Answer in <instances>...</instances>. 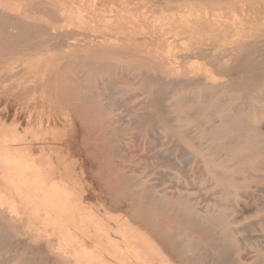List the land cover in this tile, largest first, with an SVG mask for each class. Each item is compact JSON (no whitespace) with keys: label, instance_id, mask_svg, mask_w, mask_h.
<instances>
[{"label":"bare ground","instance_id":"6f19581e","mask_svg":"<svg viewBox=\"0 0 264 264\" xmlns=\"http://www.w3.org/2000/svg\"><path fill=\"white\" fill-rule=\"evenodd\" d=\"M42 1L44 4L46 3V0ZM124 1L120 0L118 5L116 0H91L89 6L85 7V3L81 0L82 3L78 2L74 11L81 26L92 31H97L103 26L106 29L100 34L84 33L82 38L78 36L81 39L66 35L61 41L58 40V37L64 33L60 34L62 31L51 19L63 22L61 15H65L69 9L59 7L55 0H47L50 5V7L46 6L47 11L43 9L46 8L45 5L40 6L43 7L42 10L46 11L45 13L49 11L50 14L47 16L51 19L49 18L45 24L33 22L36 19L31 21L30 14L28 15L30 20L22 19L24 16H20L22 13L24 14L25 9L29 13L30 6L24 10L23 8L27 7L28 3L35 1L28 3L16 1L20 4L19 6L24 3L23 8L21 7L23 12H20L19 15L12 13L14 11L9 13L11 10L9 8L6 11L3 8L5 5L0 6V53L3 58H6L3 62L4 65L6 67L10 63L12 65L8 71L12 78L13 74H16L14 70H16L17 59L26 61L27 57L32 56L26 51L35 52L34 55H40L43 51L56 52L64 54L67 58L78 55L77 57L83 61L88 60L87 63L81 64V69L73 74L72 79L67 84L65 83L66 85L61 84L63 86L60 89L57 87L56 92L58 91L60 94L57 96V104H45L43 100L30 103L31 106L29 104L28 109L53 110L54 112L72 110L73 113L79 114L77 116L80 121L85 119L91 124V126L88 124V127H92V132L95 133L87 135L89 132L86 130V135L90 138L92 134H95L92 140L98 146H92L99 147V153L103 154L101 156L104 159L102 162L98 151H93L92 153H97L94 154L95 156L99 155L100 162L98 159L95 162L93 154L91 162L94 161V164L99 162V165L105 163L104 169H109L110 174L105 169L109 176L103 172V177L105 174L106 178H111V181H117L112 185L110 184L114 182L108 183V186L105 184L102 186L101 183V186L103 188L107 186L111 194H117L123 198L124 209L139 219V222L152 232L157 241L155 243L159 247L142 239L140 244L136 236L131 234L129 227H122L118 235H113L96 215L82 213V208L78 204L79 196L70 187L71 183L68 180L56 177L50 171L52 166L41 163L39 156L34 153L30 145L26 142L22 143L25 138L9 134L3 136L0 132V140L20 142L16 147L7 146L0 152V264H47L50 255L66 261L67 264H72L74 261L79 264H264V238L251 236L252 234L245 235L242 241L239 238L240 234L251 233L259 228L264 232V200L257 204V220L255 222L250 220L248 224L246 222V225L239 227L233 212L234 206L238 204L243 192L251 195L254 199L256 191L264 192V184L257 185L256 189L251 186L253 181L264 183V175L258 173L257 169L258 159L264 155V137L258 128V118L264 114V38L237 42L230 54L229 63L222 62L220 57L212 58L216 72L220 71L219 73L221 75L224 73V76H227L226 73H228L229 80H225L226 77L223 75L225 81L208 80V76L191 75L196 72L198 67L183 72L174 69L172 63H174L175 57L169 54L174 51V41L184 40L187 42V48L197 50L198 54L205 57L204 59L210 60L211 55L207 54L209 50L205 53L204 46L201 47L203 41L199 35H196L199 22H193L191 18L176 19L174 15L165 13L174 8H180L178 14L181 13V17H200L202 16L201 10L199 7H194L195 4L211 1L222 2V0H154L158 2L156 5L162 6L164 16L155 17L153 21H150L151 17L147 16L146 4L143 5V12H140L141 8L138 6L130 11L123 7ZM16 3H14L15 7L18 8ZM39 3L41 2L39 1ZM118 8H120L119 13H117ZM229 8H232L235 13L236 5L233 2L230 3ZM38 10L36 9L35 12ZM31 11L34 12V10ZM85 11L88 15L84 14ZM124 11L129 13L128 15L131 14L134 19L127 21L123 15ZM204 14L205 16L210 15L209 8H206ZM247 15L252 17L250 12ZM212 17L216 23H219L224 16L222 11L217 10ZM72 20L76 21V18ZM237 20L239 23L236 24L237 27L243 30L240 34L237 33L241 38H244L245 32H255L256 24L251 19H239V14L236 12L234 22ZM157 22H161V28L168 29L167 33L173 35L169 38L156 37L149 31L137 30L138 28L147 29V24L150 23L157 26ZM57 30L60 32L56 33ZM76 31L73 30L74 33ZM70 32L68 33L70 34ZM236 32L238 31H235V35ZM70 36L72 35L70 34ZM170 38L172 39L170 40ZM164 42L167 43L165 52L170 55L167 54V57L154 53L151 49L155 43L159 46ZM220 44L222 43L220 42ZM228 44L230 45V43ZM117 55H126L129 57V63L113 62L112 60ZM41 58L44 57L39 56L40 62H37L41 70L36 73L45 74L47 64ZM56 58L62 57L59 55ZM168 64H171V67L165 68ZM56 65L58 64L56 63ZM194 65L192 63V66ZM113 68H122L123 72H116V69L113 70ZM23 69L26 70L27 67ZM124 70L129 72L125 73ZM18 71L23 73L22 69ZM220 74L213 75L221 76ZM101 75L107 76L108 79L98 86L95 77ZM52 79L54 80V78H51V82ZM30 80L35 84V79L31 78ZM59 80L58 85H60ZM4 83L6 82L4 81ZM19 84L17 83V85ZM27 84L28 86L32 85ZM41 84L40 81L36 87ZM13 85L15 86V83ZM11 86L9 88L12 89L14 86ZM40 88L42 87L40 86ZM7 90L10 92L8 87ZM27 90L29 93L32 92L27 88L25 93L28 95ZM42 91L44 92L43 89ZM136 91H141L139 93L143 97L142 100L140 98L141 101L138 105L136 104L140 107L135 110L133 109L135 107L130 106L131 110L128 108L130 110L129 119L120 120V115L116 119L117 111L121 112V109L128 106L129 94ZM139 93L136 94L140 95ZM21 94H24V91ZM55 95L57 94L55 93ZM25 96L27 95L22 96V100ZM45 97L43 95V99ZM14 98L16 100V97ZM125 110L123 111L127 112ZM3 113L5 114V112ZM127 114L128 112L126 117ZM123 117L125 116L121 118ZM87 122L82 123L81 126L85 124L83 128L86 127ZM88 127L85 129L89 130ZM131 128L137 129L140 134H144L151 140L155 139L156 134L165 135L167 139H174V145L168 148L166 147L169 144L167 141L169 142L171 139L164 141L166 146L162 144L169 153L166 152L158 156L157 166L154 165L158 175L163 174L162 170L158 169L160 166L167 165L169 167L168 162L172 156L174 157V152L179 158L185 160L182 161L185 163L184 165L195 159L199 162L202 161L206 173L204 180L212 181L208 188L214 190V201H208L204 207H199L189 192L185 190L170 192L166 188L157 186L158 183L154 184L150 178H145L148 173L145 176L139 175V170L137 169L138 172L136 170L138 162H134L138 160H134V157L131 159L130 154L128 155L133 151L129 152L128 150L127 153L125 150V144L129 143L127 142L128 135L131 137ZM138 132L134 133L136 137ZM86 135L84 137L85 148L92 143L91 139L87 141ZM157 140L160 138L158 137ZM148 143L150 144V142ZM158 145L160 146L161 143ZM153 148L155 150V147ZM150 151L153 152V149L149 146V154ZM41 152H44V147H41ZM137 152V155L142 157L141 150L140 152L137 150ZM157 152H153V154L156 155ZM146 157L142 158L147 159ZM153 158L155 159L156 156ZM155 163L153 162V164ZM171 163L174 169L170 167V172L172 169L175 171L180 169L176 168L177 163L172 161ZM141 165L140 169L144 170L143 163ZM92 167L95 168V166ZM148 167H152V164ZM184 173L180 174L184 175ZM202 173L204 174V172ZM97 175L100 174L97 173ZM165 175L167 176V174ZM238 175L242 177L238 178ZM185 176L187 177L186 174ZM160 178L164 179L165 177ZM104 180L108 181L109 179ZM102 181L100 180L98 183ZM159 182L163 183V180ZM105 191L108 192V190ZM262 197L264 198V196ZM92 223L96 227L93 228ZM23 233L31 235L37 243H39L38 238L43 237L39 241L43 239L46 247H34V245L24 247L23 242L24 248H18L21 245L19 237ZM28 249L32 250L29 251L31 252L29 254H27ZM245 253L251 255L245 257ZM8 254H11L9 255L11 261L2 258ZM55 263L57 264V262Z\"/></svg>","mask_w":264,"mask_h":264},{"label":"rangeland","instance_id":"374dc122","mask_svg":"<svg viewBox=\"0 0 264 264\" xmlns=\"http://www.w3.org/2000/svg\"><path fill=\"white\" fill-rule=\"evenodd\" d=\"M16 1L19 3H21V2H27L28 3L31 1H35V2H33L34 4L28 3L27 7L23 8L24 3H22L21 6H19L20 4L16 3ZM39 1L41 3H39ZM39 1H37V0H11V1L10 0H0V4H1L0 6H4V5L7 6V7H5V6L3 7L4 9H6V11H8L7 8H9V9H11L9 11V13L14 11L12 13H15L18 15L23 12L21 7L24 10L25 8H28V6H30V8H28L29 13H27V11H26L27 9H25L26 12L24 11V14L22 13L23 15L22 14L20 15L21 17L26 16L28 18L23 17L22 19H25V20L29 19L30 20L29 16H31V21L36 19L37 21L35 20L33 22L45 24L47 21H49V18H50L47 16V15L50 16L49 11H48V13H45L47 11L46 6L50 7V5L47 3V0H46L45 4L42 0H39ZM55 1L58 3L59 7H65L67 9H69V11L65 15H61L62 16L61 19L63 20V22L62 21L56 22L54 19L52 20L50 18L52 22L57 23V25L59 26L58 29L62 31L60 34L64 33L63 35H60L58 37V40L61 41L62 39L65 38L63 36H66V35H67V37L69 36V37H73V38L75 37L76 39H81L84 36V33H86V34L87 33L100 34V33H102L103 30L106 29V27L103 26L101 28H98L97 31L96 30L92 31L89 28H84V26H81V24L79 23V21L77 19L76 14L74 13V11L76 10V4H78V2L82 3L81 0H55ZM82 1L85 3V7H88L90 2H91V0H82ZM231 2H233L234 5H236L235 13L237 12L239 14V19H242V20L243 19H248V20L251 19V21H253L256 24V26L254 27L255 32H251V31L245 32L244 38H241L238 35L241 32H243V30H240V28L237 27L236 24L238 23V20L236 22H234L235 13L232 11V8L231 9L229 8ZM5 3H8L9 5H7ZM10 3L13 6H11ZM14 3H16V6L18 4L19 7L16 8ZM116 3L119 5L120 0H116ZM157 3L158 2L154 1V0H137V1L136 0H125L123 7H125V10L127 9V10L131 11V9H134L136 6H138L141 8L140 12H143L144 11L143 5L146 4L145 6H147V7L145 8V10L148 11L147 16L151 17L149 19L150 21H153L155 19V17H160V16L163 17L164 16V14L162 13V6L156 5ZM244 3H245V5H244ZM40 6H44L46 8H43ZM194 7L200 8L202 16H200V17H197V16L181 17V15H180L181 13L178 14V12H180V8H174L172 10L166 11L167 13H165V14L166 15H174L176 19L191 18L193 22H199L196 35H199V37L203 41V44L201 47L203 48V46H204V50L206 51L205 53H207V51L209 50L207 54L211 55V58H210V60L204 59L205 57L198 54L197 50L195 51L193 49L187 48V45H186L187 42L186 41L177 40V41H174V43H173V49L175 52L172 51V53H169L172 57H175L174 58L175 60L173 59L174 63H172V65H173L172 67H174V69H176L180 72H183L184 70H189V69H193L195 67L196 68L198 67L196 69V72L191 73V75L201 74L203 76H208L209 77L208 80L217 81V82L225 81L228 79L227 78L229 76L228 73H226L227 76H224V73H222V75L224 77H226V79L224 80V77L219 73L220 71H218V73L216 72V68L214 67V64L212 62V58L214 59L215 57L216 58L220 57L222 62L229 63L230 62V59H229L230 54L233 51L237 42H240L242 40H244V41L251 40V39H255V38H259V39L264 38V0H249V1L248 0H225V1L222 0V2L211 1V2L197 3L194 5ZM39 8H41L40 10H42V8H43L46 11L42 10L41 11L42 13H41L40 10H38ZM206 8H209V10H210L209 16H205V14H204ZM36 9L38 10V12H35ZM31 10H34V12ZM217 10H219L220 12L222 11V14L224 16L223 19L221 20V22H219V23H216L212 17L214 14H216ZM117 11H118L117 13H119L120 8H118ZM243 12H244V14H243ZM249 12L252 15V17L247 15ZM84 14L88 15L87 11H85ZM128 14L129 13H127L125 11L123 13V15L126 17L127 21L134 19L131 14L130 15H128ZM33 15H35V16H33ZM75 18H76V21L72 20ZM160 23L161 22H159V23L157 22V26H154L153 23H150V24H147V29L144 30V29L138 28L137 30H139L141 32L149 31V32L153 33L156 37L163 36V37L169 38L171 35H173L172 33H167L169 31L168 29H165V28L162 29L161 28L162 23L161 24ZM65 27H67L68 29ZM71 28H72V30H71ZM66 29H67V31L69 30L68 32H70V30H71L70 34L72 36H70V34L66 31ZM235 29H238V30H235ZM59 30H57L56 33L57 32L59 33L60 32ZM73 30H77L76 33H74ZM80 31H81V33H83L82 35H81ZM235 31H238V32H236V35H235ZM73 33L75 36L73 35ZM209 35H211V36H209ZM78 36L79 37L81 36V38H79ZM44 37H47V36L44 35ZM37 38H39V37H37ZM37 38H35V39L37 40ZM171 39L172 38H170V40ZM226 40H227V43H226ZM220 42L222 44H220ZM223 42L227 46L224 45ZM228 43H230V45L231 44L232 45L230 46ZM183 45L186 47H184ZM166 46H167L166 42L160 44L159 46L157 43H155V45L153 47H151V49L154 53H158L161 56L167 57L168 53L165 52ZM206 47H208V48H206ZM219 47H221V48H219ZM228 48L229 49L231 48V49L229 50ZM26 52H27V54L32 55V56L27 57L26 61H23V59H20V60L17 59V61L15 63V66H16L15 69L16 70H14V72L16 71V74H13L14 72L11 73L14 75L13 78L8 72V71H10V69L12 67L11 63L8 65V67H6L3 63L5 61L4 59H6V58H3L2 54L0 53V55H1V57H0V86H1L0 87V132H1V134L3 136L5 134H9L10 136L18 135L21 138L22 137L25 138V140H23L22 143L26 142L27 144L30 145V147L33 149L34 153L37 156H39V160L41 163L46 164L48 166H52V169H50V171L56 177L64 179V180H68L71 183L70 187L79 196L78 204L82 208V211H83L82 213L96 215L101 220V222L110 230V232L113 235H118L120 228L129 227L131 229V234L136 236V238L139 242L142 239V240L148 241L149 243L151 242L152 244H155L157 247H159V245H157L155 243L157 241H156V238L154 237V235L152 234V232L147 227L142 225L139 222V219L132 216L129 211L124 209L125 205H123L124 203L122 202L123 198L122 197L120 198L117 194H111V192H109V188L107 186L110 184V182H114V183L110 184V185H112V184L117 183V181L116 180L111 181L110 177L106 178V176H109L110 170L105 168L106 170L109 171V174H107L106 170L104 169L105 163L104 164L102 163L104 159L101 156L103 154L99 153L100 152L99 147L96 148V146H98V145H96L92 140V137L95 134H92V136L90 138L87 136V135H90V133H95V132H92V127L91 128L88 127L89 123L85 119H81V121H82L81 122L80 118L78 119V117H79V116H77L78 113L75 114V113H73L74 111H72V110H60V111L57 110L56 112H54L53 110L41 111V110H37V109H28L30 103L32 104V103L40 102L43 100H44L45 104H51V105L57 104V102H58L57 96L60 95V94H58V91L56 92L57 87L60 89V87H62L63 85H66L68 83V81L70 79H72L73 74L81 69L80 68L81 64L87 63L88 60L83 61V59H80L77 57L78 55H76V57L72 56V57H70L72 59H70V58L65 57L64 54L56 53V52H49V51H43L41 53L42 55L41 54L40 55H34L35 52H30V51H26ZM219 52H220V54H219ZM74 54H77V53H74ZM195 54H196V56H195ZM59 55L62 58H56V57H59ZM224 55H225V57H224ZM39 56L44 57L43 59L42 58L41 59L44 60L45 62L44 61H42V62L47 64L45 67V70H46L45 74L36 73L38 70H41V68H39V64H37V62H40ZM222 56H223V58H222ZM189 57H191V58L189 59ZM54 59H56V60H54ZM64 61H65V63H64ZM112 61L113 62L117 61V62L122 63V64H127V63H129V57H127L126 55H124V56L123 55H117L116 57H114V59ZM175 61H177V62H175ZM55 62L58 65H56ZM60 62L61 63L63 62V64H61ZM53 63H55V64H53ZM192 63L195 65L192 66ZM36 64H37V66H36ZM2 66H4V67H2ZM74 66H75V69H74ZM26 67H27V69L24 70L23 68H26ZM169 67H171V64H168L165 68H169ZM207 67L210 69L212 68V70L209 69V71H208ZM17 69L18 70L22 69L23 73H19V71ZM114 69H116V72H123L122 68H119L120 70L118 68H113V70ZM204 70H206V72L207 71L208 72L205 73ZM212 71H213V73H212ZM113 72H115V71H113ZM124 72L128 73L129 71L124 70ZM60 73H62V74H60ZM65 73H67V74H65ZM56 74H58V75H56ZM210 74L212 75L211 77L209 76ZM213 74H215V75L220 74L221 76H214ZM3 75L5 77H2ZM32 75H34V76H32ZM67 75H68V77H67ZM9 76H10V79H9ZM28 77H31L32 80L35 79V84L33 82H31V80H30L31 78L29 79ZM52 77L54 78V80L52 79L54 81V83H52L53 81L51 82ZM102 77H103V75L95 77L97 79L98 86L102 85V82H104L105 80L108 79L107 76H105L106 79H103L105 77H103V78ZM219 78H221V79L223 78V80H221ZM3 79H5V80H3ZM26 80L28 81L27 83H29V84L33 83V84L31 86H28V84L26 83ZM58 80L60 81L59 82L60 85H58V83H57ZM4 81L6 83H4ZM40 81L42 82V84L40 85L42 88H40V86L36 87L37 83H39ZM14 83H15V86L13 85ZM17 83H20V84L17 85ZM24 84L27 85V88L31 89V91H32L29 93V91L27 90L28 91L27 93H29V95L25 93L26 92L25 90L27 88H25ZM61 84H63V85H61ZM11 85L15 87V88L14 87L12 88L13 90L11 88H9ZM52 86H53V88H52ZM7 87H8V89H10V92L7 90ZM29 87H31V88H29ZM18 88H19V90H18ZM37 89H38V92H37ZM42 89L44 90V92L42 91ZM11 91H13V92H11ZM15 91L18 93H16ZM23 91H24V94H21ZM39 91H41V92H39ZM139 92L141 93V91H136V92H132L129 94L131 101L129 98L128 106L121 109V112H120V110L117 111L116 119L120 116L126 117L127 112H128V114H127V117H128V115L130 113L129 111L133 107H135V108H133L134 110L138 109L140 107V106H136V104L138 105V103L143 99L142 95ZM10 93H12V94H10ZM55 93L57 95H55ZM136 93H139L140 95H138ZM19 94H21V95H19ZM131 94H133V96H135V97L132 98L133 96H131ZM134 94H136V95H134ZM23 95H27V96H25L26 98L24 97L22 100ZM38 95H39V97H38ZM43 95L46 96L45 99H43ZM14 97H16V100ZM3 98H4V100H3ZM20 98H21V100H20ZM140 98H141V100H140ZM31 104H30V106H31ZM10 105H13V106H10ZM14 106H15V108H14ZM58 106H59V104H58ZM12 109H13V111H12ZM123 110H125L127 112H124ZM3 112H5V114ZM2 113H3V115H2ZM74 115H76V116L74 117ZM118 115H120V116H118ZM262 115H264V114H262ZM262 115L258 118V128H259L261 135L264 137V116H262ZM81 117L83 118V116H81ZM121 117L119 118L120 120H127V119H129L130 116L128 118L126 117V119H125V117H123V118H121ZM83 120H84V122H87V125L84 128H83V126H85V124H83V126H81L82 123H84ZM89 126H91V124H89ZM87 127L89 128V130L85 129ZM86 130L89 132L88 134L86 133ZM130 131H131V134H130L131 137H129V135H128L127 142H129V143H128V145H127V143L125 144V150H127V153H128V150H129V152L133 151L131 153L136 152L134 154L128 153V155L130 154L131 159H133V157H134V160H138V161H134V162H138V163H136V165H137L136 170L137 169L139 170V172L137 170L139 175L141 174V175L145 176L148 173L145 176V178L146 177L150 178L154 184L157 185V183H158L157 186H160L161 188H166L170 192L177 191V190H185V191L189 192L191 194L192 198L198 203L199 207H204L206 202H208V201L209 202L214 201V197H215L214 190L213 189L209 190V188H208V185L210 186L212 181L211 180H204L206 178V173L204 171V164L202 161H200L201 162L200 163L199 160H196V159L191 160V161H189V163H186V165L189 164L186 166V165H184L185 163L182 162L185 160H183L182 158H179L178 155H176V152H174V154H175V155L173 154L174 157L172 156L171 160L168 162L169 167L167 165H165V166H160L158 168L159 170H162L164 175L162 173H161V175H158L155 172L157 170V169H155V167L157 166L156 164L158 162L157 158H158V156L163 155L166 152L169 153L167 151V148L174 145V139L170 138L171 141L168 142L167 140H170V139H167V137L165 135L156 134L155 139L151 140L149 137L147 138L144 134L143 135L140 134V132H138L137 129H132ZM136 132L139 133V134H137L138 138L135 135ZM85 135L88 138L87 141H89L91 139L90 142H92L90 144L88 143L89 145L86 148H85V146H86L85 141L86 140L84 138ZM133 135H134V137H133ZM158 137L160 138V140H157ZM139 138H142V139H139ZM148 139H149V141H148ZM146 141L150 142V144L152 143L153 145L152 144L150 145L148 142L146 143ZM157 141L159 143H161V145L166 144L165 143L166 141L169 144L167 146L164 145L167 147L166 148L163 145L159 146L158 145L159 143L157 144ZM162 142H164V143H162ZM19 143L20 142H16V143L5 142L2 139V140H0V152L5 150L7 146L16 147L17 145H19ZM92 145H96V146H94L95 148ZM131 146H132V149H131ZM140 146L142 147V149ZM149 146L151 149H153L154 153L157 151H159V152H157V154L155 155V154H153V152L150 151L151 153L149 154V152H148ZM41 147H44L43 153L41 152ZM92 147L94 148V150H92L93 149ZM136 147H137V150H139V152L141 150L140 155L143 158H145L147 156L146 157L147 159H143L142 157H139V154L137 155L138 152L136 150ZM153 147H155V150ZM88 149H90L91 152H89L90 150H88ZM96 149H98V150H96ZM93 151H96V152L98 151L99 155L101 156L100 159L102 158L101 163L103 165H99V162H100V159L98 158L99 155H96L97 156V158H96V156L94 155L96 152L92 153ZM158 153H159V155H158ZM90 154H91V156H89ZM92 154L95 156V158H94L95 162H96V159L99 160V162L97 161L98 163L94 164L95 163L94 161L91 162V160H93ZM145 154H147V155L144 157L143 155H145ZM152 154H153V156L151 157ZM154 156H156L155 159L153 158ZM263 156H261L258 159L257 169H258V173L260 172V173H263V175H264V161H263L264 157ZM148 158L150 159V161ZM171 161L178 164L176 168L177 169L180 168L179 169L180 171L179 170L178 171L173 170L174 166L173 165L171 166V164H172ZM153 162H156V163L153 164ZM142 163H143L144 170L140 169V168H142V165H141ZM150 163L152 164V167H148V166H151ZM175 163H173V164L175 165ZM154 165H156V166H154ZM183 165H184V167H183ZM92 166H95V168ZM98 166H99V168H98ZM144 166H146V167H144ZM170 167L173 168L172 169L173 172H172V170L170 172V169H169ZM181 168H182V170H181ZM187 168L190 170H188ZM148 169H149V172H150V170H152L150 172V174L148 172ZM200 169H201V171H200ZM96 170H97V173L100 175H97ZM103 172L104 173L106 172L105 174H107L106 176L104 174L105 178L103 177V174H102ZM166 172H168V173H166ZM178 172H180V173L186 172V173H184V175H183V174H180ZM202 172H204V174ZM95 174L97 177L95 176ZM101 174H102V176H101ZM165 174H167V176ZM185 174L187 175V177L185 176ZM98 176L101 178H99ZM160 177H165V178L167 177L166 179L169 181H167L165 178L163 179ZM241 177L242 176L238 175V178H241ZM173 178H174V180H173ZM102 179L105 182H103ZM104 179H107V180L109 179L110 181L109 180L106 181ZM100 180L102 182L98 183V181H100ZM162 180H163V183L165 182L164 184L162 182H159ZM202 181H203V183H202ZM174 182L176 183V185H174L175 184ZM101 183H102V186H104V184L105 185H107L108 183L109 184L103 188L101 186ZM252 183L253 184H251V186L253 189L257 185L264 184V183H260V182H256V181H253ZM160 184H163V185H160ZM174 186H177V187L174 188ZM181 186L183 187V189ZM102 189H104V190H102ZM105 190H108V192ZM104 191H105V193H104ZM242 192H243V190H242ZM262 192L263 191H260V192L256 191L255 199L251 195L246 194V192L242 193V196H241L238 204L235 205L234 209H233V212L235 213L234 217H235V220L238 223L239 227L244 226V224L246 222H247L246 224H248L250 222V220L254 221V222L257 220V217H256L257 204H259V202H262L264 200V198L262 197V196H264V192L263 193ZM201 193L202 194L204 193V195H202ZM201 195L204 197H202ZM258 196H260L259 198H261V197L262 198L259 199V198H257ZM209 197H210V199H209ZM245 197H247L250 200H247ZM119 203H121V204H119ZM247 203H248L249 207H248ZM237 210H240V211L238 212ZM244 212H245V214H244ZM250 215L253 217H251ZM244 216H245V218H248V219H245ZM92 227L94 228V227H96V225L93 224ZM33 231H35V230H33ZM260 231H261V233H259ZM246 233L247 232L239 235V238L241 241L243 240L245 235L247 236L250 234H252L251 236L260 237V238L262 237L261 239L264 238V232L260 228L254 232L247 233V234ZM20 237H19V239L21 240V245H19L18 248L22 249L25 246L27 247L28 245L31 247L33 245H34V247H37V246L44 247L45 246V241L43 239L41 240L42 242L39 241L43 237L38 238L39 243H37L35 241L36 239L34 240V238L31 237V235H29L27 233L25 235L23 233ZM22 243L24 244V247H23ZM140 244H141V242H140ZM29 251H32V250L28 249L27 254L31 253ZM9 255H11V254H8V255H6L7 257L5 256L2 258H6L7 260L11 261V256H9ZM250 255H251L250 253L244 254L245 257H248ZM23 257H25V256L23 255ZM51 261H52V263H51ZM53 261L57 262V264H67L66 261H63L62 259H58L53 255H50L48 257L47 262L49 264H56L55 262L53 263ZM58 261L61 263H59ZM172 263H173V261H172ZM72 264H79V263L74 261V262H72ZM173 264H176V263H173Z\"/></svg>","mask_w":264,"mask_h":264}]
</instances>
